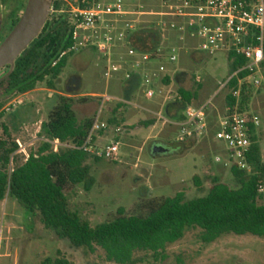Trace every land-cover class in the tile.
I'll return each instance as SVG.
<instances>
[{
    "label": "rangeland",
    "instance_id": "374dc122",
    "mask_svg": "<svg viewBox=\"0 0 264 264\" xmlns=\"http://www.w3.org/2000/svg\"><path fill=\"white\" fill-rule=\"evenodd\" d=\"M99 1L101 4H113L117 0ZM120 1L126 11L136 14L122 18L118 30L129 34L130 31L126 32L124 25L130 23L133 32L151 29L159 32L158 48L163 56L151 61L147 72L156 71L159 65H163L164 75L169 76V84L154 82L151 87L154 97L150 100L144 98V87H140L131 99L137 108L119 106L131 110L126 111L125 116L132 126L121 128V134L115 139L119 146L116 158L95 162L94 158L88 156L85 164L89 166V175L93 179L91 188L86 191L83 185H76L65 190L69 209L92 227L111 220L119 208L130 210L139 199L173 197L179 192L184 194L185 200L204 197L213 178L231 188L236 187L226 150L214 139L216 123L224 114L227 90L222 89V86L231 75L232 60L225 52L209 54L198 51V40L170 27L179 26L181 20L169 15H158L171 12L161 0ZM53 15L49 12L48 17L52 18ZM162 24L165 26L162 27ZM172 48L175 49L176 61L170 64L168 57ZM126 49V43L108 54L90 48L80 49L68 57L65 68L53 83V89L41 83L26 96L18 95L9 99L0 110V142L16 146L9 157L6 168L8 174L16 164L23 163V156L16 152L18 146L15 141L33 143L27 151L30 155L36 154L41 144L33 137L60 97L71 100L78 121L93 120L97 105L95 108L92 95L109 94L121 98L119 95L125 84L124 73L130 68L123 66L110 78H105L104 72L110 66H121L122 60H128ZM7 70V67L1 69L0 75ZM195 78L200 83L197 84ZM179 88L190 92L197 90L190 104H207L209 130L201 141L187 143L182 152L153 159L148 152L149 145L143 146L145 138H160L164 135L163 139L176 143L178 131L168 125L161 129L160 122L155 129L150 130L140 123L142 118H147L140 117L135 111L140 112L141 106L146 103L152 106L161 103L163 98L167 100L165 102H174ZM15 101H21V104L13 107L11 104ZM108 105L103 107L101 121ZM22 111L27 112L22 116ZM158 111L164 116L160 108ZM249 112L258 120L256 143L260 148L261 160L264 161V87L253 94ZM2 126L6 127L7 133H4ZM216 157L221 159L219 163L215 162ZM245 171L251 170L248 167ZM258 204L264 205V199H260ZM199 235L200 231L196 228L186 229L179 241L167 245L157 256L152 253L136 254L134 264H264V238L226 234L213 243L203 244ZM56 257L73 264H115L106 261L100 248L94 247L92 251L75 249L69 241L57 238L44 228L38 214L31 215L16 200L5 198L0 201V264H41L46 258Z\"/></svg>",
    "mask_w": 264,
    "mask_h": 264
},
{
    "label": "trees",
    "instance_id": "16d2710c",
    "mask_svg": "<svg viewBox=\"0 0 264 264\" xmlns=\"http://www.w3.org/2000/svg\"><path fill=\"white\" fill-rule=\"evenodd\" d=\"M63 5L62 1L51 3L55 10L64 9ZM53 14L52 18H47L40 34L16 59L13 71L0 81V110L11 97L25 95L38 84L45 83L53 89L54 81L65 68L72 54L63 57L55 66L52 63L70 45L69 26L65 14ZM158 39L159 32L151 29L134 32L127 42L138 52H152L158 47ZM228 56L232 60L231 77L244 61L232 54ZM261 68L264 76V59ZM242 77L233 76L227 80L224 100L228 108L235 103L233 92ZM163 81L165 85L169 84L167 77ZM257 91L246 82L240 85L238 109L244 114L250 135L247 164L251 171L231 164L229 169L236 182L234 188L213 178L204 197L185 200L184 194L179 192L173 197L139 199L130 210L119 208L111 220L92 227L69 209L65 194L72 186L83 185L88 191L93 185L89 166L85 164L88 155L77 149L53 153L48 144H41L36 157L31 155L25 163L16 164L8 174L9 157L16 146L0 142V201L5 198L16 200L31 215L38 214L44 228L57 238L69 241L75 249L92 251L94 247L100 248L106 261L115 264H134V256L138 253L157 256L167 245L179 241L189 228L200 231L199 239L203 244L213 243L226 234L264 238V205L258 204L264 197L256 193L257 184L264 180V161L256 143L253 116L249 112V102ZM196 94L197 90L190 92L179 88L176 97L179 109L189 105ZM91 124V119L79 122L71 100L60 97L46 121L42 122L39 137L79 146ZM2 128L7 133L6 127ZM196 184L199 185L198 181ZM41 264L73 263L56 257L46 258Z\"/></svg>",
    "mask_w": 264,
    "mask_h": 264
},
{
    "label": "built area",
    "instance_id": "2783aa9c",
    "mask_svg": "<svg viewBox=\"0 0 264 264\" xmlns=\"http://www.w3.org/2000/svg\"><path fill=\"white\" fill-rule=\"evenodd\" d=\"M62 1L64 9L55 10L50 8V13L65 14L69 26L70 45L61 52L58 58L52 63L55 66L63 57L73 54L80 49L90 48L102 54L117 48L120 44L127 45L126 57L121 66H110L104 77L110 78L112 74L118 73L123 66L130 68L125 70L124 80L130 81L133 75L140 76V87H144L143 96L150 100L154 97L151 87L154 82L161 83L164 78L165 68L159 65L156 71H148L149 64L153 60L162 58V51L157 47L152 52H138L128 46V37L133 34V26L126 23V32L118 30L121 19L136 13L126 11L120 0L113 4L100 3L99 0H52V2ZM164 6L169 7V15L182 21L179 26L170 25L171 28L179 32L186 33L189 37L199 41L198 51L203 53L225 52L232 54L236 58L244 61V65L238 68L231 77L243 75L238 81L237 89L233 92L236 99L231 107H224V114L216 123L214 139L222 144L227 153L229 165L235 164L239 169L248 168L247 155L250 150L251 141L248 133L244 114L238 109V96L240 85L248 83L255 90L264 87V76L261 65L263 63L264 45V0H161ZM165 25L162 24V27ZM131 33V34H130ZM129 35V36H128ZM176 61L175 49H171L168 57L170 64ZM142 72H145L142 75ZM230 77V78H231ZM229 78V79H230ZM228 79V80H229ZM198 84L200 80L195 78ZM226 83L222 89H226ZM97 102V110L81 145L74 146L62 143L58 139L49 140L39 137L40 127L36 131L34 140L40 144H48L53 153L61 150L77 149L86 155L98 159L112 161L116 158L119 146L116 140H112L104 146L96 143V136L99 132L109 129V124L100 120L103 107L108 104L118 106H129L137 108L131 100L117 98L109 94H99L93 96ZM21 101H15L11 105H20ZM207 104L199 106L187 105L183 111V119L177 124L178 135L176 144L184 145L190 142L201 141L209 130L207 123ZM157 122L162 125H171L172 122L160 113L154 114ZM254 126H258L256 117H252ZM122 126L112 127L114 134H120ZM18 146L17 153L23 156L25 163L30 153L28 147L33 143L22 144L16 140ZM36 157L35 154H32ZM221 159L215 158L219 163ZM13 169L10 170L11 173ZM257 195L264 197V180L256 186Z\"/></svg>",
    "mask_w": 264,
    "mask_h": 264
},
{
    "label": "crops",
    "instance_id": "0c3cea01",
    "mask_svg": "<svg viewBox=\"0 0 264 264\" xmlns=\"http://www.w3.org/2000/svg\"><path fill=\"white\" fill-rule=\"evenodd\" d=\"M140 88V76L139 75H133L132 79L130 81H125L124 87L122 89V93L119 95L121 96V98L127 99V100H131L134 98V94L139 90ZM162 88H165L164 85H162ZM28 94V93H27ZM27 94L23 95L26 96ZM160 95V94H159ZM94 95H92L91 97L95 100V108H96V99L93 97ZM138 100L140 99V97L137 98ZM167 101L166 99L163 98L162 102H158V103H154V106L151 105H147L144 104L142 107V109H140L141 111H135L136 113L140 114L141 116H145L147 119H143L140 122L142 124V126L149 128L150 130H153L156 128V124H158L159 122L156 121L154 114L157 113V111L160 108V112H164V117L168 120H170L172 122L171 125L168 126H173L177 131H178V127L177 124L179 122L182 121L183 119V111L184 109L180 110L178 108V105L176 104V100L173 102H165ZM126 111H131V110H125L119 106L116 105H108L103 112V121L108 123L110 125L109 129L103 132H99L96 136V143L99 146H104L107 143H109L112 140H115L116 138H118V134H114V132L112 131V127L114 126H122L126 127V126H132V124H130V122H128V120H126ZM134 111V110H132ZM27 112V111H22V116L23 114ZM159 112V111H158ZM80 122V121H79ZM165 125H162L161 129H163ZM162 131V130H161ZM121 134V133H120ZM119 134V135H120ZM130 135V134H129ZM129 135H127L128 137H130ZM164 135H162L160 138H156L157 136H155V138L152 137H146L144 142H143V146L149 145L148 148V152L150 154V156L155 159L161 156H171L173 154H177L180 153L181 150H185V146L184 145H178L176 143H171L170 141H168L167 139H163ZM132 137V136H131ZM153 146H162L163 148L166 149V147H172V146H176L175 151L170 152V153H164V154H153L152 153V147Z\"/></svg>",
    "mask_w": 264,
    "mask_h": 264
},
{
    "label": "water",
    "instance_id": "95a60500",
    "mask_svg": "<svg viewBox=\"0 0 264 264\" xmlns=\"http://www.w3.org/2000/svg\"><path fill=\"white\" fill-rule=\"evenodd\" d=\"M52 0H28L20 19L0 44V70L7 67V72L0 79H5L14 69L16 59L40 34L50 12ZM162 146H153V154H164Z\"/></svg>",
    "mask_w": 264,
    "mask_h": 264
},
{
    "label": "flooded vegetation",
    "instance_id": "af4514ba",
    "mask_svg": "<svg viewBox=\"0 0 264 264\" xmlns=\"http://www.w3.org/2000/svg\"><path fill=\"white\" fill-rule=\"evenodd\" d=\"M27 1L28 0H0V44L20 19L25 10ZM175 148L176 146L166 147V153L175 151Z\"/></svg>",
    "mask_w": 264,
    "mask_h": 264
}]
</instances>
